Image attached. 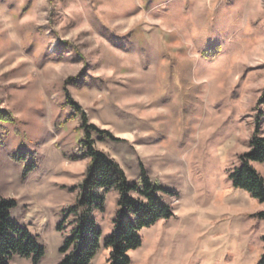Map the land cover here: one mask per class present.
<instances>
[{
    "label": "rangeland",
    "instance_id": "obj_1",
    "mask_svg": "<svg viewBox=\"0 0 264 264\" xmlns=\"http://www.w3.org/2000/svg\"><path fill=\"white\" fill-rule=\"evenodd\" d=\"M263 88L264 0H0V195L45 251L10 264H58L75 225L90 155L66 94L104 131L93 147L172 211L129 264H264V203L230 178L264 136ZM100 193L90 264H107L118 211Z\"/></svg>",
    "mask_w": 264,
    "mask_h": 264
},
{
    "label": "trees",
    "instance_id": "obj_2",
    "mask_svg": "<svg viewBox=\"0 0 264 264\" xmlns=\"http://www.w3.org/2000/svg\"><path fill=\"white\" fill-rule=\"evenodd\" d=\"M66 94V101L74 115L81 118L88 146L90 161L85 169L84 178L78 183V196L70 209L74 213V227L66 238L58 264H90L100 246L101 230L96 226L93 214L104 210V196L100 190L115 189L118 193V211L113 220V231L104 238L103 244L109 249L107 264H129V252L141 244L140 230L149 227L162 218H168L172 211L164 203L160 194L161 187L153 183L142 169L136 182H129L120 165L107 153L93 147L90 133L99 130L90 124L86 113ZM264 109V88L257 100ZM258 118V117H257ZM256 126L250 139V150L241 155V164L230 173L232 183L251 193L259 202L264 203V179L252 165L264 161V136L259 135ZM112 137L110 133H107ZM12 199L0 195V264H10L13 255L31 258L38 263L45 254L28 229L20 227L10 218ZM264 215V211L260 212ZM264 262V253L261 257Z\"/></svg>",
    "mask_w": 264,
    "mask_h": 264
}]
</instances>
